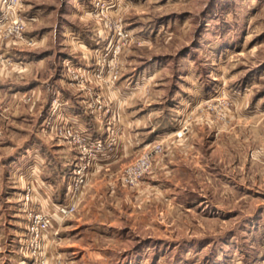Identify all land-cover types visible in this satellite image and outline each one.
I'll list each match as a JSON object with an SVG mask.
<instances>
[{
	"label": "rangeland",
	"instance_id": "1",
	"mask_svg": "<svg viewBox=\"0 0 264 264\" xmlns=\"http://www.w3.org/2000/svg\"><path fill=\"white\" fill-rule=\"evenodd\" d=\"M18 13L33 18L21 35L0 29V208L24 216L6 219L0 264H264V0H20ZM69 114L103 138L90 160ZM34 135L60 167L72 157L58 203L84 177L40 245L27 212H56L34 198L45 164L22 150L24 186L20 163L4 165Z\"/></svg>",
	"mask_w": 264,
	"mask_h": 264
},
{
	"label": "crops",
	"instance_id": "2",
	"mask_svg": "<svg viewBox=\"0 0 264 264\" xmlns=\"http://www.w3.org/2000/svg\"><path fill=\"white\" fill-rule=\"evenodd\" d=\"M10 54L13 57H17L18 59L20 58V57H18L17 52L14 49H11ZM66 106L68 107V109H71V108H74V109L76 108V110L78 109L77 103H75V102H70V103L67 102ZM74 114L78 115L77 113H74ZM81 117H82V115L81 116H75V117L73 115L72 116L70 115V118H72L71 121H74L75 124H78V126L80 125L81 128L82 127L87 128L86 124L84 123L85 122L84 119L82 121ZM97 127H98V125L96 126V128L94 126L95 129H97ZM51 145H52V143L49 141V139L44 138V140H43V138H41L40 136L34 135L33 139L28 140L26 142V144L21 147L20 153L18 152V154H13L12 156H9V158L6 159L5 164H4V165H7L9 167H12L13 164L19 162L18 158H19V156H21L19 154L24 153L22 150H26V149L29 152L34 153V157H36V159L38 158V161H40V162L42 161V163L45 164V165H43V167L40 170L37 169L38 167L33 170V171H35L34 173L36 175H38L39 178L37 179V181L40 184L39 187H35V191H36L35 195L36 196L34 198L37 199L41 203L43 210H48V211L53 210L55 208V206H57V204H59L58 202H60V200H63L65 198V196L68 195V190L66 189V187L63 188V183H64V179H65V175L63 173L68 170L67 169L69 167L68 163H70V161L72 159L69 152H62V154L59 155V157L61 158V160H59V162L62 161L63 165H61V167H60L59 166L60 164L58 165V163H57L58 160L55 159V157H53V155H51V156L55 159L54 161H52L53 158H48V154L49 155L52 154L51 150L53 148L51 147ZM61 149L62 148H58L59 151ZM126 151L127 150H125V152ZM19 163L20 164H18V168H19V170H22V172L20 174L21 178H20L19 185L24 186L28 181L23 180L22 174L24 173L23 171L25 169L26 170H29V169L24 164H23L24 166L21 165V162H19ZM100 164L101 163L98 162V165H100ZM0 166H1V164H0ZM60 168H61V170H60ZM42 171H45V173H44V177L46 175L45 178H47L48 176L51 177L50 183L46 182V180L43 179L44 178L43 174L42 175L40 174V173H42ZM29 176H30V174H27L24 177L26 179H29ZM62 188L64 190L63 191L64 192L63 197H62V194H60V192H59L60 189H62ZM18 192H20V194H23L22 190L18 191ZM16 215L24 216V213L22 211H19V210H17V212H16V210L13 211V210H6L5 208H0V247L3 246L2 244H4V242H5L3 235L6 233V231H8L7 227L9 228V226H6L8 224V223H6V219L10 216V217H13V218H11L12 220L18 221L19 218H17ZM18 217H20V216H18ZM13 229H14V231L8 232V233L15 235L17 229H16V227L15 228L13 227ZM19 229H18V231H19ZM18 231H17V233H19ZM17 239H18L17 236L13 237L12 243H9V244L11 246L17 245V241H18Z\"/></svg>",
	"mask_w": 264,
	"mask_h": 264
},
{
	"label": "built area",
	"instance_id": "3",
	"mask_svg": "<svg viewBox=\"0 0 264 264\" xmlns=\"http://www.w3.org/2000/svg\"><path fill=\"white\" fill-rule=\"evenodd\" d=\"M20 0H0V29L8 22H12L11 32H16L17 35L22 34L23 26L26 21L30 22L33 18L25 17L19 15L18 13V3ZM124 35L123 33H121ZM29 41L33 42L34 37H29ZM68 129L69 134L67 136H72L75 142L78 143L80 152L82 153L80 157L88 158L89 160L96 156L98 150L103 148L104 141L102 137H94V135L88 131L77 128L75 123L71 120H68ZM66 136V135H65ZM150 166V159L148 156H143L138 162L129 166V173L132 175L133 179H137L140 175L143 174ZM77 178L74 189V194L70 199L65 202L59 203L56 207V212L52 213H43V212H27L28 218L30 219L29 230L32 233V242L35 245L41 244V239L43 238V233L51 227L56 217L64 219L67 215L72 213L76 208V202L73 200V195L77 196L79 191L80 184L84 181L81 168L77 169ZM79 176V177H78ZM28 190L30 189L27 186ZM30 194L27 192L26 199L29 200Z\"/></svg>",
	"mask_w": 264,
	"mask_h": 264
}]
</instances>
